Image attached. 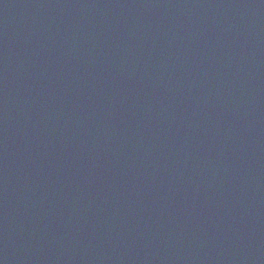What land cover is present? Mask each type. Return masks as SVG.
<instances>
[{"label": "water", "instance_id": "95a60500", "mask_svg": "<svg viewBox=\"0 0 264 264\" xmlns=\"http://www.w3.org/2000/svg\"><path fill=\"white\" fill-rule=\"evenodd\" d=\"M0 264H264V0H0Z\"/></svg>", "mask_w": 264, "mask_h": 264}]
</instances>
